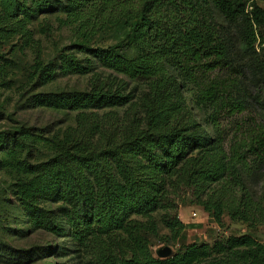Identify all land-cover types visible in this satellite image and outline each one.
<instances>
[{
	"label": "trees",
	"instance_id": "1",
	"mask_svg": "<svg viewBox=\"0 0 264 264\" xmlns=\"http://www.w3.org/2000/svg\"><path fill=\"white\" fill-rule=\"evenodd\" d=\"M65 1L61 7L65 18L59 22L72 28L75 38L71 46L92 52L105 68L145 81L147 92L133 103L121 86L112 89L95 80L87 92L49 94L39 101L45 107L78 112L77 124L68 127L61 139L43 137L25 125L0 130L4 155L0 166L18 171L14 195L20 204L34 211L37 199L59 179L81 209L87 208V221L79 220L83 228L75 234L95 264H264V243L248 235L229 236L212 247L192 243L167 259L151 254L150 239L158 235L157 212L174 236L191 226L178 217L174 203L178 194L189 193L217 224L224 212L232 220L264 223V199L250 193L237 167L247 166V156L255 161L264 158V125L249 130L228 153L221 137L200 139L197 123L186 109L170 69L177 64L169 50L177 34L151 24L150 3L157 0ZM209 1L228 19L245 14L250 45L254 47L257 39H263L264 0ZM247 7L250 10L245 13ZM33 12L25 2L0 0V43L16 34L22 36L35 50L33 77L40 79L48 76L53 65L41 61L39 43L28 29ZM106 26L122 28L123 37L105 48H92V39ZM183 39L185 60L204 72L225 64L223 47L204 40L195 28L187 29ZM9 63L0 54V86L7 83ZM58 66L63 73L92 71L89 61L82 63L69 53H61ZM186 68L180 66L182 71ZM225 87L219 81L211 82L205 95L220 91L227 112L242 113L245 104L228 96ZM128 104L131 111L137 105L143 116L129 110L122 117L114 111L101 115L94 111ZM37 146L53 147L54 151L33 164L29 156ZM4 184L0 181L3 190Z\"/></svg>",
	"mask_w": 264,
	"mask_h": 264
},
{
	"label": "rangeland",
	"instance_id": "2",
	"mask_svg": "<svg viewBox=\"0 0 264 264\" xmlns=\"http://www.w3.org/2000/svg\"><path fill=\"white\" fill-rule=\"evenodd\" d=\"M18 1L25 2L26 7L34 10L28 29L33 40L39 43L41 61L44 64L52 61L53 70L46 77H33L35 50L19 34L0 43V54L10 61L7 83L0 86V130L25 125L43 137L61 139L68 127L77 124L78 112L45 107L39 101L49 94L87 92L95 80L106 83L112 89L121 86L122 92L130 93L133 103H138L147 92L145 81L132 80L105 68L92 52L79 51L71 46L75 38L72 28L59 22L65 18V13L61 11L65 0H50L49 3L43 2L45 0ZM150 4L152 26L157 25L162 30L177 34L169 49L177 64L170 69L175 74V85L183 103L197 123L196 132L201 140L221 137V144L228 153L235 141L245 138L249 130L264 125V37L257 39L254 47L250 45L246 39L245 14L228 19L209 0H157ZM258 4L262 5V2L258 1ZM246 9L245 13L250 7ZM189 28L200 31L204 40H210L211 44L221 45L225 64L212 72H204L192 61H186L182 54L183 35ZM123 35L122 28L106 26L99 30L90 44L92 48H105ZM61 53L73 54L82 63L89 61L92 71L85 74L61 72L58 66ZM180 66L188 68L182 71ZM214 81L225 85V92L232 99L243 101L246 108L242 113L229 114L222 105L224 95L220 91L211 96L205 95L206 87ZM127 110L129 104L94 111L99 115L114 111L122 117ZM129 111L143 116L137 105ZM210 148L209 144L207 149ZM52 151L53 147L45 149L37 146L29 156V162L44 161L53 155ZM17 154L21 157L19 149ZM23 155L24 152L22 158ZM3 158L0 150V162ZM237 167L250 193L258 200L264 199V158L255 161L253 156H247V166L244 168L239 164ZM18 175V171L0 166V181L5 182V190L0 188V264H95L91 252L75 234L83 228L79 226V220L87 221V208L82 210L58 179V184L37 199L34 211H29L14 195ZM216 183L210 186L217 187ZM174 203L178 207L179 219L191 226L174 236L162 223L161 212H157L158 235L149 242L150 252L156 258H160L158 252L164 248L170 250V255L163 258L167 259L186 245L195 243L212 247L229 236L248 235L264 243V223L232 220L224 212L221 224H217L211 214L192 200L189 193L178 194ZM90 227L94 229V226Z\"/></svg>",
	"mask_w": 264,
	"mask_h": 264
},
{
	"label": "water",
	"instance_id": "3",
	"mask_svg": "<svg viewBox=\"0 0 264 264\" xmlns=\"http://www.w3.org/2000/svg\"><path fill=\"white\" fill-rule=\"evenodd\" d=\"M158 255H159L160 258L168 257V256L170 255V250L167 249V248L161 249V250L158 252Z\"/></svg>",
	"mask_w": 264,
	"mask_h": 264
}]
</instances>
